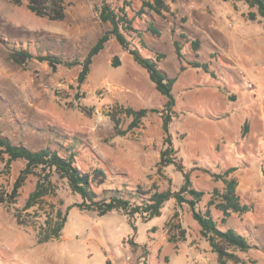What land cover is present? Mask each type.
Listing matches in <instances>:
<instances>
[{"label": "rangeland", "instance_id": "rangeland-1", "mask_svg": "<svg viewBox=\"0 0 264 264\" xmlns=\"http://www.w3.org/2000/svg\"><path fill=\"white\" fill-rule=\"evenodd\" d=\"M164 1L169 10L161 18L153 13L140 16L143 0H106L112 9L124 8L132 19L134 28L151 50L139 48L143 56L165 54L160 68L170 76L178 75L173 91L176 104L171 133L184 165L190 168L197 162L199 167L215 171L219 161L216 153L209 141L197 139L198 127H188V119L197 116L183 111L182 105L192 100L199 104V114L204 116L203 102L207 98L200 92L197 95L196 90L211 89L217 77L227 83L232 80L231 86L234 78L245 84L243 76L247 71L230 64L234 61L238 64L241 56L250 53L244 44L252 38L259 36V45L264 49V22L249 21L246 14L250 9L242 2ZM102 2L35 0L34 5L38 8L45 5L51 16L63 13V19L53 20L31 12L30 0H21L19 5L14 0H0V130L14 142L33 150L51 147L62 156L74 152L83 171L105 169L109 177L105 184L95 188L97 192L110 187L124 188V183L129 190L146 192L154 188L176 189L183 182L182 174L173 167L163 173L158 171L164 148L162 123L166 97L155 89L146 70L134 62L114 37L94 57L90 74L81 85L78 84L81 67L53 69L37 59L20 66L9 58L11 52L27 49L33 55L84 59L103 33L111 29L110 24L99 19L97 7ZM148 21L154 23L157 34L148 30ZM130 35L132 46L141 47L140 37ZM175 41L185 61L177 56ZM115 58L120 62L118 67H113ZM195 62L205 64L208 73L193 68L191 64ZM182 66L186 71L181 70ZM221 67L227 73L220 75L225 72ZM246 87L232 86L237 92H245ZM186 88H192L193 95L188 97ZM121 108L147 109L148 114L138 128L120 135L114 119L119 121L120 131H127L132 122ZM225 108L228 110L229 106ZM153 109L157 112H152ZM224 124L207 131L217 134L229 127L234 139L247 133L244 134L242 119ZM6 164L5 159H0V195L5 199L0 204V264H218L217 255L201 237L187 206L168 201L162 215L151 221L130 219L118 212L99 217L96 212L77 206L81 200L65 180L55 173L45 179L40 170L25 178L15 202L11 203L9 195L25 162ZM263 164L264 159L249 158L237 164L242 168L237 178L241 201H246L251 211L232 215L226 225L219 223L221 230L233 228L256 245L247 253H238L242 264H264ZM192 177L198 188L208 192L215 185L203 171H195ZM39 183L44 196L35 208L26 210V202ZM207 199L208 195L200 208L206 206ZM58 212L66 217L61 236L41 243V226ZM16 217L24 224H19ZM214 217L219 219V213L214 211Z\"/></svg>", "mask_w": 264, "mask_h": 264}, {"label": "trees", "instance_id": "trees-1", "mask_svg": "<svg viewBox=\"0 0 264 264\" xmlns=\"http://www.w3.org/2000/svg\"><path fill=\"white\" fill-rule=\"evenodd\" d=\"M35 0H30L28 8L34 14L44 17H51L53 20L63 19V13H58L56 16L49 15L45 5L39 8L34 5ZM224 2H242L250 9L246 14L249 21L255 22L262 19L264 22V0H223ZM17 5L21 4V0H14ZM168 6L164 0H143L142 7L139 11L140 16L153 13L161 18H164V12H168ZM97 12L100 21L103 24H110L111 29L105 31L97 40L96 44L91 47L87 56L84 59H64L58 55L39 54L33 55L27 49L15 50L9 54L10 60L18 65H24L26 61L37 59L39 62L49 64L53 69L58 66L67 68L81 67L78 76V84H83L91 70L94 57H96L106 47V44L114 37L123 50L130 53L134 62L141 68L146 70L150 80L155 85V89L166 97L162 128L164 131V148L160 152V161L158 163V171L163 173L168 167H173L183 176L182 186L172 191L170 189L161 191L158 188L150 189L148 192L140 189L129 190L127 185L123 184L124 188H104L101 192H97L95 188H99L105 184V180L109 174L105 169L96 168L93 171H83L77 165L76 153L70 152L67 156H62L56 149L51 147L33 150L26 147L23 143L14 142L9 136L4 135L0 130V159L6 160V165H10L15 161L22 160L25 162V168L22 170L18 182L13 187L12 193L9 195L11 203L15 202L18 196V191L21 188L25 178L40 170L44 174V178L48 179L53 173L57 174L61 179L65 180L71 192L78 196L81 202L77 205L83 210L96 212L99 217L118 212L127 215L130 219L141 218L145 221H151L162 215L165 204L170 200H175L179 206H187L194 221L200 227L201 237L209 244L213 253L218 257V264H242L243 261L238 257V253H247L256 245L246 236L239 234L233 228L221 230L219 223L226 225L227 220L233 214L244 215L251 211L249 205L242 203L241 197L237 193L239 185L238 179L230 177L236 171V168H230L223 174L212 173L208 169H201L203 172L210 174L215 181H221L224 188L213 189L211 198L207 202L205 209L200 208L205 192L197 190L193 186L191 180V172L197 170L192 168L188 170L184 165L183 160L179 157V150L175 148L173 136L171 133V125L173 123L174 107L176 104L173 94V86L176 78H172L166 71L160 68V62L166 58L163 53H156L153 58L145 57L140 49L151 51L142 39V35L134 28L133 21L128 17L124 8L112 9L106 0L97 7ZM264 28V24H263ZM148 30L157 34L154 28V23L148 21ZM131 33L140 37L141 47L132 46V42L128 40ZM177 56L185 61V57L181 52V47L178 42H174ZM120 62L115 58L113 67H118ZM193 68H202L208 73V68L205 64L195 62L191 64ZM184 70V67H181ZM121 112L132 118L127 131H120L119 121L114 119L115 130L120 135H125L127 132L138 128L140 122L148 114L147 109L134 110L132 108H121ZM152 112H157L153 109ZM246 125L243 128L246 133ZM63 146L62 143H59ZM101 177L100 181L98 178ZM112 186V185H110ZM44 196V188L39 183L38 188L33 191L27 202L26 210L35 208L41 198ZM5 199L0 195V204H4ZM211 207L221 213L220 222L215 220ZM17 218V217H16ZM19 224H24L23 221L17 218ZM66 223V217L62 216L61 212L56 213V217L50 215L41 226L39 234L43 238L39 239L41 243L61 236ZM45 232V233H43Z\"/></svg>", "mask_w": 264, "mask_h": 264}, {"label": "crops", "instance_id": "crops-1", "mask_svg": "<svg viewBox=\"0 0 264 264\" xmlns=\"http://www.w3.org/2000/svg\"><path fill=\"white\" fill-rule=\"evenodd\" d=\"M258 37L259 36H257L256 38H252V41H248V44H244V48L247 51L251 50L249 54H247L245 57L241 56L237 61L239 62L238 64L235 63V61L230 64L234 67L238 66L239 68H243V71H247V77L255 84V90H249L244 84L246 87V91L237 92L235 88H232L233 85L235 87H244L243 83L238 78L233 79L234 84L231 86L232 80L230 81V83H227L229 81L226 82L224 79L217 77L211 89L196 90L197 95L199 94L198 92H200L202 96H205L207 98V101L203 102L206 115L201 116L199 114V104L195 103L192 100H187L182 105L183 111L191 113V115L195 114L197 116V118L193 117V119H188V127H198L197 129L199 130V132L197 131V134L199 138L197 139H206L207 141H209L210 147H212L216 153L217 161L219 160L216 164L215 171H213L211 167H199L197 162H194L195 164L192 167L187 168L190 171H192V168L194 167L197 168V170H193L191 172V180L193 182V186L197 190H201L206 193L203 198V201L206 195L209 196V199H207L206 201V206L202 209H205L207 207V202L211 198V193L213 189L217 188L222 190L224 188V184L221 181H215L211 177L209 179L215 185H213V189L210 192H208V189H203L202 187L198 188L195 185V180H193L192 177L195 171H202L201 169H208L212 173L223 174L230 168H236V171L232 173L230 177L238 178V172L242 170V168L239 169L237 164L242 163V160H248V158L252 160L264 159V49L261 47V45H259L261 43L258 42ZM221 69H224V67H221ZM224 71L225 72L220 75L227 73L226 69H224ZM171 77L176 78V82L173 86L174 91L175 85L178 81V75H171ZM224 88H226V92L224 91ZM186 89V95H188V97L193 95L191 91L192 88ZM221 91L224 93H222ZM226 106H229L228 110H226ZM237 118L242 119L245 125L247 126V133L243 137H236L235 139L231 138L232 134H230L229 132V127H224L225 129L222 128L223 130L217 134H213L211 131H207L208 129H211L215 126H225L224 123L232 120L236 121ZM182 184L176 189H168L176 191L182 186ZM237 193L240 196V184L238 185ZM170 201H173L177 205L175 200L172 199ZM242 203L246 204L247 202L242 201ZM211 211L213 216L214 211L219 213V219L214 217L215 220H217L219 223L221 213L213 207H211ZM180 223L182 225L184 224L182 219ZM198 228L200 233L199 225ZM183 230H186V227L184 225Z\"/></svg>", "mask_w": 264, "mask_h": 264}, {"label": "built area", "instance_id": "built-area-1", "mask_svg": "<svg viewBox=\"0 0 264 264\" xmlns=\"http://www.w3.org/2000/svg\"><path fill=\"white\" fill-rule=\"evenodd\" d=\"M243 80L249 90H255V84L247 77V75L243 76ZM262 169L264 170V164L262 165Z\"/></svg>", "mask_w": 264, "mask_h": 264}]
</instances>
